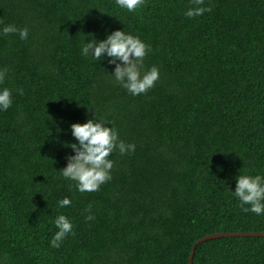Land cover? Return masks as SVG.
I'll return each instance as SVG.
<instances>
[{
	"label": "trees",
	"instance_id": "1",
	"mask_svg": "<svg viewBox=\"0 0 264 264\" xmlns=\"http://www.w3.org/2000/svg\"><path fill=\"white\" fill-rule=\"evenodd\" d=\"M193 6L0 0V22L28 29L24 40L0 35V86L13 95L0 112V264H188L204 236L264 233V215L228 191L236 175H264V0H204L208 11L185 17ZM117 29L150 45L144 68L159 78L145 93L112 80L107 59L80 54L83 35ZM92 116L135 150H114L111 179L81 193L58 172L73 154L60 142ZM58 213L74 234L53 248ZM191 264H264V238L206 241Z\"/></svg>",
	"mask_w": 264,
	"mask_h": 264
},
{
	"label": "clouds",
	"instance_id": "2",
	"mask_svg": "<svg viewBox=\"0 0 264 264\" xmlns=\"http://www.w3.org/2000/svg\"><path fill=\"white\" fill-rule=\"evenodd\" d=\"M144 0H115V4L128 12H134L143 6ZM193 7L183 13L192 18L202 15L209 9L203 6L204 0H191ZM17 34L21 40L27 39L28 29L14 24L0 22V35ZM150 51L138 35L122 29L105 34L103 39L88 35L87 42L83 35L80 42L81 56L91 61L107 59V64L114 65L107 75L121 88L132 96L145 93L151 89L159 78V69L152 65L144 68V58ZM7 68H0V85L5 80ZM16 93L23 95V89L17 88ZM13 103L12 89L0 86V112L7 111ZM75 142L61 141V145L71 150L66 155V164L58 172L66 180L73 181L76 191L94 192L100 185L111 179L113 161L108 157L115 150L121 155L135 150L133 143H125L119 138L117 129L93 116L84 122H71L65 133H69ZM234 190H228L240 203L242 210L257 216L264 215V175L239 174L234 177ZM71 199L65 196L57 201L58 208L71 204ZM246 206V207H245ZM85 219H92L86 216ZM57 229L49 243L53 248H59L64 237L73 233V224L64 214H57L52 221Z\"/></svg>",
	"mask_w": 264,
	"mask_h": 264
},
{
	"label": "water",
	"instance_id": "3",
	"mask_svg": "<svg viewBox=\"0 0 264 264\" xmlns=\"http://www.w3.org/2000/svg\"><path fill=\"white\" fill-rule=\"evenodd\" d=\"M237 237H261L264 238V233H223V234H211L200 238L195 242L191 248V253L188 259V264L192 263V257L195 250V247L201 243H204L209 240H215L220 238H237Z\"/></svg>",
	"mask_w": 264,
	"mask_h": 264
}]
</instances>
